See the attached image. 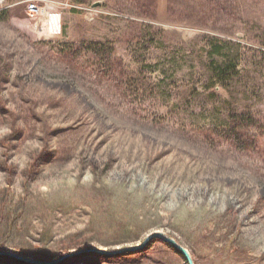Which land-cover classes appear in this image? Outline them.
I'll use <instances>...</instances> for the list:
<instances>
[{"label": "rangeland", "instance_id": "1", "mask_svg": "<svg viewBox=\"0 0 264 264\" xmlns=\"http://www.w3.org/2000/svg\"><path fill=\"white\" fill-rule=\"evenodd\" d=\"M29 2L0 0V248L51 259L159 229L195 264H264V0H37L45 28ZM213 36L239 56L225 87ZM107 39L110 61L59 51ZM60 264L187 263L154 240Z\"/></svg>", "mask_w": 264, "mask_h": 264}, {"label": "trees", "instance_id": "2", "mask_svg": "<svg viewBox=\"0 0 264 264\" xmlns=\"http://www.w3.org/2000/svg\"><path fill=\"white\" fill-rule=\"evenodd\" d=\"M79 4L86 3L87 0H74ZM157 1V0H153ZM0 18H7L5 9L0 10ZM144 36L142 33H138L136 36V44L140 45L143 41ZM113 42L107 40H90L88 42L81 41L79 44L72 42H61L59 43V51L63 56L68 59H77L78 56H82L83 53L87 52L94 56L95 59H113L115 55V47ZM227 41L224 39L213 36L207 39V57L209 58L208 70L210 87L213 88L215 85L227 86V82L232 80L239 74L238 69V52L230 48ZM207 82V85H208ZM238 120L239 116L236 112H232V120ZM239 126V123L231 124L230 127Z\"/></svg>", "mask_w": 264, "mask_h": 264}, {"label": "water", "instance_id": "3", "mask_svg": "<svg viewBox=\"0 0 264 264\" xmlns=\"http://www.w3.org/2000/svg\"><path fill=\"white\" fill-rule=\"evenodd\" d=\"M98 4L99 2L95 1L92 5L96 6ZM154 240H160L166 243L168 246L172 247L177 252H179L187 264H195L192 254L183 244H181L174 236L159 229L148 232L140 242L135 244L117 246L115 248L89 245L64 252L58 257H54L51 259L34 258L32 256L25 255L11 249H3V248H0V256L9 257L13 260L29 263V264H60L63 261L85 254L87 255L94 254L104 257H112L121 254L137 252L144 249L151 241Z\"/></svg>", "mask_w": 264, "mask_h": 264}, {"label": "built area", "instance_id": "4", "mask_svg": "<svg viewBox=\"0 0 264 264\" xmlns=\"http://www.w3.org/2000/svg\"><path fill=\"white\" fill-rule=\"evenodd\" d=\"M76 4H78V3H76ZM78 5H80V4H78ZM71 6H77V5L71 4ZM69 7H70V5H69ZM45 8H46V6L44 7V6L39 5L37 3V0H30V2L27 5V10L29 13L37 14L38 16H44V21H43V25H42L43 28H45L47 26L48 19H49L48 18L49 17L48 16L49 15L48 9H45ZM84 8H87V12H89L92 15V17H94V13H93L94 7L88 5V7L84 6Z\"/></svg>", "mask_w": 264, "mask_h": 264}, {"label": "clouds", "instance_id": "5", "mask_svg": "<svg viewBox=\"0 0 264 264\" xmlns=\"http://www.w3.org/2000/svg\"><path fill=\"white\" fill-rule=\"evenodd\" d=\"M8 131L7 128H0V134L7 133Z\"/></svg>", "mask_w": 264, "mask_h": 264}]
</instances>
